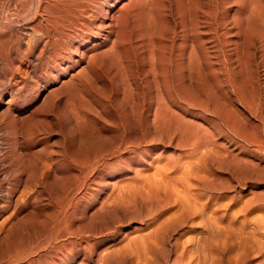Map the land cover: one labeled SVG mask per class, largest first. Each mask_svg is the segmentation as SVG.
<instances>
[{
  "label": "bare ground",
  "instance_id": "obj_1",
  "mask_svg": "<svg viewBox=\"0 0 264 264\" xmlns=\"http://www.w3.org/2000/svg\"><path fill=\"white\" fill-rule=\"evenodd\" d=\"M105 130L116 139L115 151L137 155L133 176L146 175L143 166L153 163L142 156L146 145L163 141L187 155L179 162L167 154V165L153 164L163 178L177 169L178 178L191 176L196 162L208 173L224 163L233 174L251 175L259 166L251 144L264 142V0H0V264H89L78 260V237L81 230L86 248L93 220L105 216L94 210L91 186L96 164L113 160V152L106 157L100 150ZM202 176L194 173L199 185ZM120 182L110 184L121 191L127 181ZM148 189L142 192L161 205L174 200ZM120 191L121 200L132 199ZM170 215L159 217L160 230L194 227L201 236L177 240L170 264H250L247 248L227 240L238 238L242 224L216 219L213 233L211 223L179 214L162 222ZM149 231L133 241L132 264L151 263L159 230Z\"/></svg>",
  "mask_w": 264,
  "mask_h": 264
},
{
  "label": "rangeland",
  "instance_id": "obj_2",
  "mask_svg": "<svg viewBox=\"0 0 264 264\" xmlns=\"http://www.w3.org/2000/svg\"><path fill=\"white\" fill-rule=\"evenodd\" d=\"M255 42L257 43V41L254 40L253 41V45L254 46L252 45V49H251L254 61L256 59L259 60L258 58H260L259 57L260 56V52L258 51V48H257L258 43L255 44ZM254 50H255V52H254ZM257 53H259V54H257ZM255 62H257V61H255ZM95 108L97 110L96 111L97 113L103 114L102 112L100 113L99 108H97L96 106H95ZM244 113L246 114L245 111H244ZM253 118L254 117L249 116V119H251V123H258V120L256 119L257 117H255L254 119ZM63 128H62L63 135H65L64 137H66L67 136L66 135L67 134V129H66V126L64 124H63ZM105 131H102V132L106 133L107 131L106 132ZM105 135H106V137L99 141L100 142L99 145L101 146L100 150H102L103 154L107 153L105 155L106 157H109L108 154L113 152V155H112V158H111L113 160H111V162H106L108 164L107 166L105 165L106 163H101V162L97 163L95 168H94V170H93V173L91 175V177H92L91 186L93 185L94 188H96V189H94V192L92 194L94 196V198L96 199L95 200V205H94V210H96L97 207L100 208V209L97 208L96 211L99 210L100 212H98V213L105 212V216L103 217V219H100V220L94 219L93 220V223H92V229L93 230L91 231V235L92 236L90 235V238H89L90 241H89L88 246L86 248H85L86 244L84 242V239H83L82 235H80L82 233V231L79 230V237L78 238H80V240H79L80 249H79V254H78V260L82 259L84 261V263L88 262L89 264H132L133 261L135 260V255H136V253L134 251V249H135L134 248V245H135L134 244V242H135L134 240L135 239H136V241L139 240L137 238H138V236L140 234H141L140 236L142 238L143 237L142 234L144 232L146 233L147 230L149 231V229L152 228L153 225H154L155 228H153L152 230L150 229L149 232H151V231H153L155 229V230H159V234L156 236V238H158V239L156 240V238H155V240H154L155 253H154V256L151 258V263L152 264H170V260L173 258L174 254H175L174 248L176 247L175 242L177 240L180 239L182 242H183V240H184V242H188L187 240H189V238L193 237L194 241H196V240H198V238H201V236L199 237L198 234L196 235V232L194 233V230L196 229L194 227H193V229L191 227L190 228L189 227L188 228H178V230L173 231L172 233L171 232H166L165 233V231H163L164 228H162V230H160V227H163V226H161L159 224L160 227H158V223L157 222L161 221V218L162 219L166 218L165 217L166 214L170 215V212H174V213H171V215L173 214V216L176 217L177 214L181 215L180 213H183L184 211H186L185 213H183L180 216L179 220L182 217H187V218L189 217V219L190 218L191 219H196L195 222H197V220L198 221L204 220L205 222L209 223V225L211 223V228H209V229H211L210 231L215 230V228L212 226L213 225L212 223H213V220H216V219H217L218 222L220 221V222H222L224 224L230 222V220L228 221V219H231V222L233 221L236 224H242L244 230L242 229L241 232L243 234L240 232V234H239L238 238H236V240H235L234 236H233L234 238L232 236H228L227 237L228 243L229 244H238L239 243L238 245L241 244L240 246L246 247L247 251L245 252V256H246V260L249 261L250 264H264V226H263L264 225V197H263L264 196V142L262 144L263 146L261 145V146H258V147H255L254 144H251V158H253V160L257 164H259V166L256 168V170H252L251 175L250 174L249 175L248 174L240 175V174H235V173L233 174V172H230L225 167V164L223 163V164H221V166L222 165L224 166V167L222 166V169L221 168H219V169L217 168V169H215L216 170L215 171V170H212V169L208 168V170H210L211 173H214V171H215L213 176H215L216 173H217V176L212 177L209 174L210 171L208 173L207 170H206L207 174H205L206 172H205L204 169L205 168L207 169V167H205L203 164L201 165V163H199V162H198L199 165L196 162V165H197L196 166L195 164H192V160H194V159H191L192 166L193 165L196 166L194 168L195 170L193 169L195 171L194 173L198 174L200 176H202V175L204 176L205 175V179H204V181H206L205 184L204 185H201V184L199 185L198 184L199 182L195 179V177H193L194 173H193V175L191 174V176L190 175L188 177L185 176L186 178H188V179L185 180V177H184V179H183V177L182 178L181 177L180 178L177 177L180 174V172H179L180 170L179 171H178V169L176 170L177 176L175 175V172L173 174V171H170L168 173L169 179L164 177L165 179H167L164 182L163 176L158 174L155 169H152L153 166L155 165V163H158L159 164L158 167H160V165H162V164H164L162 166H165V164L167 165L170 162V160H173V159H175L176 161H179V162L184 161V159L186 160L187 155L185 153L186 150H184L185 148L184 147L182 148V146L177 145L176 142L171 141L170 143H168L167 141H163V142H160V143H155V144L152 143V144L146 145V149L148 151L145 152V153H142V156L145 157V159L148 160V162L152 161L153 163H151L150 165H144L143 166L144 168L142 169V171L144 170V173H146L147 177H145L146 175L144 174L145 175L144 176L143 172H141V175H134V176H136V179H137V180H135V177L133 176V173L135 174V172H134V169H135L134 168V164H135V167H136L138 163L137 164L134 163V160H136L134 158L137 155H135V153H131V152L127 151V149H122V150L118 149V150L115 151L114 146H115V143H116V139L111 138V137H114V136H111V137L107 136L108 132ZM103 147L105 148V150H104ZM252 149H254V151H252ZM169 154H171V155H169ZM166 155L168 157L169 156L171 157V158H169L170 160H168V157ZM117 156H119V157H117ZM174 156H176V157H174ZM172 157H173V159H172ZM165 158L168 161H166ZM114 159H116V160H114ZM156 159H157V161H156ZM180 159L182 161H180ZM121 160H123V161H121ZM113 161H115V162H113ZM129 161H130L131 164L129 163ZM160 161L162 162V164L160 163ZM166 162H168V163H166ZM260 167L263 169V172H262V169H260ZM126 168H129V169H126ZM154 168H155V166H154ZM196 168L198 169V171L196 170ZM201 168H203V169H201ZM145 169L148 170V171H146ZM223 169H224V171H223ZM153 172H155L157 174H154ZM150 173L152 174V178H150L151 177ZM231 173H232V176H231ZM169 174H171V176L174 175V176H172L173 178L175 177L174 179H176V178H178V179L174 180ZM149 175H150V177H149ZM153 175H155L157 177H155ZM218 175L219 176L222 175L221 176L222 178H223V175L226 176V177L228 176V177H227V179H226V177H224L223 179L222 178L218 179V178H220V177H218ZM179 176H182V174L179 175ZM170 177L173 180L170 179ZM153 178H158V179L157 180H155V179L153 180ZM162 178H163V180H161ZM93 179H95V180H93ZM138 179L141 180V182H143V183H141ZM179 179H181V180H179ZM190 179H193V180H190ZM228 179H230V181ZM105 180L109 181L108 188L102 189L101 184ZM119 180L123 181V182L127 181V182H124L122 185H123V187L125 185H127L125 187L127 189H130V191L129 190L127 191V189L125 187L124 188L121 187L124 192H125V189H126L127 192L125 194L124 192L123 193L121 192L122 190L121 191L119 190L121 192L120 194L125 195L124 196L125 200H126V195L128 197L129 195L132 194L131 196H132L133 200L130 197H128L127 198L128 200H126V201H123L124 198H123V200H121L123 196L120 197L121 199L119 198V195H117V193L119 192V191H117L118 190L117 186L114 187L112 184H110V182L114 181V182H117V183L119 182L120 185H121V182ZM128 180H130V181H128ZM145 180H146V182H145ZM149 180H150V182L153 180L152 183H150ZM158 180H161V182L158 181ZM170 180H172L173 183L170 182ZM177 180L180 183H179L178 186L175 187L173 184H174V181L177 182ZM137 181L140 184H135V183H137ZM156 181H158V182H156ZM182 181L184 182V185L186 183L190 182V185L186 184V185L189 186V187L187 186V188H188V190H191V189L192 190L194 189V190L193 191L192 190L188 191L186 186H183ZM193 181L195 183L198 182L196 184V186L198 185V187H196L195 184L191 185V182H193ZM207 181H209L210 183H208ZM129 182H132V184L134 183L136 185V188H135V185H134V188H133L132 187L133 185H130ZM176 182H175V185H176ZM213 182H215V183H213ZM155 183L157 184V187L159 189L156 188V190H155L153 188ZM168 183H169V185H168ZM232 183H234V185ZM144 184H145V186H143V189H142L141 185H144ZM147 184L149 185V187H146V186H148ZM129 185L131 187H129ZM171 185H173L175 188H173V186H171ZM181 185L184 188H182ZM179 186L182 188V190L184 192L187 191V192H185L186 194L184 193L185 195H183V191H181V188ZM138 187H139V189L141 188L140 189L141 194H140V192H138L139 191ZM144 187H146V189L149 188L148 190L152 191L154 194L157 193L158 190H160L158 193L163 194L167 200L168 199L171 200L173 198L174 202L171 200V204H170V201H169V204L165 203V205H161L162 201H159V200L155 201L156 200L155 198H153V200H152L151 197H149V196H147V194H145L144 191L146 189H144ZM161 187L164 188V189H162ZM171 187L174 189V191L180 189L181 192L180 193H176V192H174L171 189ZM205 187H206V189H205ZM98 188L100 189V191H97ZM131 188L133 189V191L134 190L135 191L130 194V192L132 191ZM176 188H178V189H176ZM224 188H226V190ZM111 190H113V191H111ZM142 190H144V191L142 192ZM199 190H201V191H199ZM155 191H157V192H155ZM161 191H163V192H161ZM111 192H113V193H111ZM172 192H174V193H172ZM188 192H189V195L187 194ZM133 193L135 195H133ZM137 193L140 196L137 195ZM142 193H144L145 195L142 196ZM107 194H109V195H107ZM113 194H114V196L117 195L116 196L117 198L114 197ZM171 194L172 195L176 194V195H175V197H173L174 195L171 197ZM177 194H179V195H177ZM102 195H103V197H106L105 199L108 202L105 201V199L103 197H101ZM136 195H137V197H135ZM180 195H183L182 198L180 197ZM193 195H195V196H193ZM108 196H109V198H108ZM145 196L147 197V199L146 198L144 199ZM233 196H236V197H233ZM142 197H143V199H142ZM205 197H206V199H205ZM112 198H114V199L112 200ZM135 198L137 200L139 198V200L136 201ZM150 199H151L152 202L150 201ZM179 199L182 200V201H180ZM247 200H249V202ZM104 201L106 202V205L104 206L105 209H103L104 207L102 206V205L105 204ZM233 201H234V203H233ZM243 201H245L246 205H245V203ZM102 202H103V204H102ZM153 203H156V206ZM173 203H174V205H173ZM230 203H232V204H230ZM107 204L110 205L109 208H108L109 205H107ZM166 204H167V206H166ZM224 204H226L227 206L224 205ZM241 204H242V206H241ZM194 205H196V206H194ZM228 205H229V207H228ZM157 206H158V208H157ZM170 206H171L172 210H169V209H171ZM178 207H179V210H178ZM242 207L243 208L245 207V208L243 209ZM101 208H102V210H101ZM155 208L157 209V211L155 210ZM237 209H241V210H237ZM96 211H94V212H96ZM153 211H155V212H153ZM162 211H164V212H162ZM233 211L236 212V213H234ZM238 211H240V212H238ZM247 211H249L250 213L247 212ZM232 212L234 214H236V215L234 216V214ZM163 214H165V215H163ZM255 215H257V216H255ZM160 216H161V218H159ZM170 216H167V217H170ZM156 217H157L158 221H157ZM174 217L171 216V219L167 218V220L164 219V220H162V222L170 223L169 221L172 220ZM177 217H179V216L177 215ZM202 217H203V219H202ZM176 218H174V219H176ZM176 220H178V219H176ZM242 220H243V222H242ZM172 222H173V220H172ZM222 223H219V224H222ZM196 227L198 229L201 228L200 226L199 227L196 226ZM250 227H251V231H250ZM79 229H81V228H79ZM149 232H147V233H149ZM185 232L188 235H186ZM193 233L195 235H193ZM213 233H214V231H213ZM184 234L186 236H184ZM231 234L233 235L234 233L231 231ZM242 235H244V236H242ZM131 236H135V237H131ZM140 236H139V238H140ZM145 236H147V235H145ZM187 236H188V238H187ZM130 237H131V239H130ZM81 239H83V240H81ZM127 240H129L128 244H126ZM130 242L131 243L133 242V244H131Z\"/></svg>",
  "mask_w": 264,
  "mask_h": 264
}]
</instances>
